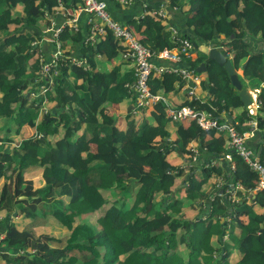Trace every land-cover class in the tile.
I'll return each instance as SVG.
<instances>
[{
  "label": "trees",
  "instance_id": "16d2710c",
  "mask_svg": "<svg viewBox=\"0 0 264 264\" xmlns=\"http://www.w3.org/2000/svg\"><path fill=\"white\" fill-rule=\"evenodd\" d=\"M83 1L0 0V212H7L0 218V260L167 264L174 256L181 260L178 264H264V189L254 190L257 174L236 154L234 164L221 158L228 145L224 135L194 121L187 125L172 120L164 100L153 105L150 121L137 122L136 97L127 86L134 80L132 70H123V64L108 70L97 67L96 57L111 61L120 52L111 32L91 44L85 41L87 26L74 31L64 25L55 37L63 50L52 69L57 73L51 84L44 78L45 89L40 90L37 54L44 49L32 43L40 42L51 25L45 13L58 24L57 7L67 18ZM165 1L186 12L189 31L181 34L193 43L222 46L234 68L249 56L243 76L264 82V55L248 53L242 40L245 26L252 36L264 39V0ZM163 21L147 13L130 24L138 39L158 53L173 46ZM231 35L234 39L228 40ZM196 52L195 58L182 55L181 64L196 70L204 63L203 87L210 100L201 103L187 97L183 106L205 108L217 118L233 108L245 109L224 67ZM76 53L87 69L72 62ZM169 76L178 78L152 76L151 93L162 95ZM256 88L260 113L254 118L262 129L264 86ZM49 95L55 104L51 107L45 102ZM124 100L129 101L126 127L106 113L107 107ZM246 112L242 120L250 118ZM192 141L195 148L188 149ZM26 143L35 145L34 155L25 150ZM174 151L185 157L179 159ZM200 152L215 160L198 166ZM173 153L177 159L168 160ZM260 161L264 163V145ZM35 165L49 170L42 186L27 172ZM226 189L233 195H225ZM213 203L220 211L217 220L209 222L206 216ZM198 207L199 215L183 210ZM14 209L26 226L7 217ZM226 209L231 212L224 216ZM52 226L64 231L55 235L47 228Z\"/></svg>",
  "mask_w": 264,
  "mask_h": 264
},
{
  "label": "built area",
  "instance_id": "2783aa9c",
  "mask_svg": "<svg viewBox=\"0 0 264 264\" xmlns=\"http://www.w3.org/2000/svg\"><path fill=\"white\" fill-rule=\"evenodd\" d=\"M122 6H130L134 0H113ZM144 14L149 13L161 16L163 13L160 10L151 9L147 4L143 5ZM45 19L51 20V25L45 29L44 33L52 42H54L53 51L45 56L43 52L39 51L37 56L41 62L39 70V78L37 83H40V90L45 89V84H42L44 78H50L51 84L57 71L53 68L56 67L57 61L62 55V47L55 41L56 35L61 31L64 25H67L74 31L82 29V26H87L88 30L85 35V41L91 44L97 41V38L103 37L106 32H111L114 39L117 41V46L120 50L123 59L132 64V73L134 80L127 83L129 91L136 97V109L141 111L143 108L153 105L158 100H164L165 97L158 94L151 93L150 80L152 76H162L164 74L175 75L183 83L188 84L186 90L189 98H196L195 90L196 85L200 82L201 78L195 69H191L181 64L182 55H190L195 51L194 43L186 36L181 34L176 28H169L170 40L173 44L170 48H164L162 51L155 53L145 46L136 36L133 31L124 25L119 24L111 15L108 10L106 0H84L83 4L74 9L70 17H67L63 23H56V21L45 13ZM40 42H33L32 44L38 45ZM226 55V54H225ZM167 60L172 62L168 67H164L157 62V60ZM72 62L77 66H82L84 69L88 68L87 63L83 59L78 60L72 58ZM50 87V86H49ZM250 93L251 103L245 105L246 113L250 117L245 129L238 130L236 125L230 124L228 121L216 118L210 112H203L192 106H182L178 108L166 107L167 116L175 121H185L192 119L199 127L205 130H214L217 133H227V143L230 151L226 153L224 158L231 161L232 155L236 154L241 158L248 167L257 174L256 185L254 190L264 189V163L256 156V148L250 147L246 139L254 136L255 132H260L264 140V128H259L254 116L257 115L259 109L258 101V88H253ZM196 158V157H194ZM193 158V159H194ZM220 180H218V184ZM234 188V185H231ZM225 195H233L230 189H226Z\"/></svg>",
  "mask_w": 264,
  "mask_h": 264
},
{
  "label": "crops",
  "instance_id": "0c3cea01",
  "mask_svg": "<svg viewBox=\"0 0 264 264\" xmlns=\"http://www.w3.org/2000/svg\"><path fill=\"white\" fill-rule=\"evenodd\" d=\"M108 7L110 9V12L112 14V17L119 23L122 24L124 26L129 27L132 30V26H131V22L134 20H138L140 19V16L142 14H144L143 12V5L147 4L151 9H155V10H160L163 15L161 18L164 19V21L162 22L164 25H166V27L169 29L171 27L176 28L180 33H183L182 31H189L188 26L185 23V14L186 12H183V10L179 9V7L174 4V3H168L165 0H134V2L130 5V6H122L119 5L117 3H115L112 0H108ZM61 6L56 8V13H55V17L57 19V21L59 23H63L66 20V15L64 14V11L61 10ZM147 14V13H146ZM149 14V13H148ZM45 31V30H44ZM133 31V30H132ZM134 33V31H133ZM220 38L223 36H219ZM51 38H49L47 35H45V33L43 34V39L40 41L42 48L44 49V51H42L44 53V55L48 56L52 51H53V47L51 46ZM264 44V43H262ZM168 46L166 45V48ZM75 56H73V58L81 60L82 57L79 55V53L74 54ZM103 57V56H100ZM192 58L196 57V50L191 54ZM247 59V58H246ZM244 59V61L246 60ZM243 61V62H244ZM157 62L159 64H161L164 67H168L172 64V62L167 61V60H157ZM242 62V63H243ZM101 63V66H100ZM99 64H97L98 69L100 70H108L110 67H112L114 64L117 65H124L123 70L126 69H131L132 70V64L129 61H126L125 59L122 58L121 53L119 52V54L116 56V58H114L113 61H109L108 59L104 58L102 61H100ZM111 63V64H110ZM242 63L240 64V67H238L236 69V72L238 73V75L242 78V86L244 87V84L246 83L247 85V90L251 91L253 88L259 87L260 85L264 86V82H260L261 84L257 85L255 83H257L256 80H250L247 79L243 76V70H242ZM108 64V66L106 65ZM204 64V63H203ZM205 66V65H204ZM197 71V69H196ZM201 80L200 82L196 85V90H195V96L196 98L201 102V103H206L208 102V92L205 90V88L203 87V83L206 79V73L204 72H198ZM31 87V86H29ZM246 87V86H245ZM188 88V84L187 83H183L182 81H180L179 78H173L172 76H169L166 79V84H165V89L164 92H161L159 94H162V96L165 97V100L167 102V105L169 108H178L180 106H183L184 103L187 100V93L186 90ZM259 89V88H258ZM105 93V92H104ZM129 105V101L128 100H124L122 102H120L118 105H115V110H110L109 112L106 111V113L108 114H113L115 116H117V120L118 123H120L122 126L125 125L126 123V108ZM111 106L107 107L110 108ZM203 107V106H202ZM152 108L151 106L147 107L145 110H141V111H137L135 112V116L134 118L137 120V122H140L141 119L145 118L148 121L151 120V112H152ZM200 110H202L203 112H206L207 110L205 108H199ZM209 112V111H208ZM244 112V108L242 107H237V108H233L229 111V117L230 120L235 121V125L239 126L241 128V130L245 129L248 123V120H242L240 119L238 121L237 118H234V114H238V116L242 117V113ZM211 113V112H210ZM260 112H258L257 114H259ZM212 114V113H211ZM213 115V114H212ZM261 115H263V113H261ZM222 116L225 117V113L222 114ZM217 118V117H216ZM221 119V118H220ZM227 121L226 119H222ZM192 119L189 120H185V121H178V122H183L187 125H189L190 122H192ZM193 125V124H192ZM28 132V130H26V133ZM220 133L216 132V135H218ZM176 135H172V139H175ZM247 144L252 147V148H258L259 146L264 145V141L260 135V132H255L254 136L248 137L246 139ZM196 142L192 141L189 145H188V149L189 148H195ZM225 156V155H224ZM180 158H184V154L183 155H179ZM222 159H224L223 156H221ZM215 160V157L210 156L207 153L204 152H200L198 154V159L196 161V164L198 166H201L202 164H206L208 161H212ZM219 160H217L216 162H218ZM234 164V163H233ZM30 170V169H29ZM29 170L27 171L29 173ZM31 175V178L35 181L36 179L33 178L32 174L29 173ZM43 176H42V184H38L37 181H35L38 186L43 185ZM213 180H210V182H212ZM1 184V182H0ZM256 185V181L254 182V186ZM247 194V193H246ZM254 210L256 212H261V208L254 206ZM20 219H23L21 216L19 217V215H17L14 220L15 221H19ZM13 220V219H12ZM24 220V219H23ZM25 221V225L26 226V220ZM23 226V227H24ZM55 227L57 226H52V227H47L49 229V231L55 235H59V233H61L62 231H64L63 229H61L60 227H57L55 229ZM22 228V227H21ZM55 229V230H53ZM62 230L59 233L57 232L58 230Z\"/></svg>",
  "mask_w": 264,
  "mask_h": 264
},
{
  "label": "rangeland",
  "instance_id": "374dc122",
  "mask_svg": "<svg viewBox=\"0 0 264 264\" xmlns=\"http://www.w3.org/2000/svg\"><path fill=\"white\" fill-rule=\"evenodd\" d=\"M122 25V24H121ZM101 40V37L100 38H97V41L96 42H99ZM196 55H197V52H196ZM198 56H200L199 54H198ZM105 57L103 56V57H96L95 58V60H96V63L97 64H99L100 63V61H102L103 59H104ZM111 61H113V60H111ZM111 64V63H110ZM107 66H108V64H106ZM100 66H101V63H100ZM240 70H241V67H240ZM255 84H257V85H259V84H261V83H259V82H257V83H255ZM246 86V87H245ZM233 87V86H232ZM244 87L245 88H247V85H246V83L244 84ZM234 88V87H233ZM235 89V88H234ZM236 90V89H235ZM237 91V90H236ZM238 92V91H237ZM48 94H51V90H49V93ZM51 95H49L48 96V99H49V102L48 101H46L47 100V96H46V98H45V102H46V106L47 107H51V106H53V105H55L54 103H52L51 102V100H50V97ZM209 100H210V97L208 96V102H209ZM208 102H206V103H208ZM146 108H143L142 109V111L143 110H145ZM106 110H107V112H109L110 110H115V108H112V107H110V108H106ZM53 111H55V110H53ZM259 112V109L257 110V113ZM222 116V115H221ZM234 118H237L238 119V121L240 120V119H242V117H240V116H238V114H234ZM221 119H226L230 124H232V125H235V121H233V120H230V117H229V113H225V117L224 116H222V117H220ZM1 123V122H0ZM124 127H126L125 125H124ZM220 134H222V135H224L226 138H227V133L226 132H221ZM40 136V135H39ZM27 137H25V139H26ZM24 140V139H23ZM35 145L34 144H31V143H26L25 144V150L30 154V155H34V153H35ZM231 149H230V147L227 145V147H224V152H223V155H226V153L227 152H229ZM175 153H177L176 151H174ZM175 153H173V154H170L169 156H167V159L168 160H175V159H177V155L175 154ZM178 154V153H177ZM179 155V154H178ZM179 159H183V158H180V157H178ZM196 158H194V160H195ZM198 159V158H197ZM197 159H196V161H197ZM232 160V164H233V159H231ZM143 171H147V168L146 167H144L143 168ZM29 173H31L32 174V176H33V178L34 179H36L35 181H37V183L39 184H42V176L43 175H46V174H49V170H45V167H41V166H38V165H35L33 168H30V170H29ZM113 178V177H112ZM180 180V179H179ZM179 180L177 181V182H179ZM1 182V181H0ZM1 185V184H0ZM42 186V185H41ZM222 203L224 204V202L222 201ZM183 210H185L187 213H189L190 215H194V213L196 214V215H199V210H201L199 207L196 209V210H193V209H189V208H186V209H183ZM179 211H182V210H179ZM219 211H220V209H219V207H218V205L216 204V203H213L212 204V206H211V214H209V215H207L206 216V218L208 217V221L209 222H215L216 220H217V214L219 213ZM18 210L17 209H14V211L10 214V216H7L10 220H12L13 222H16V223H18V225L20 226V227H23L24 225H25V221L23 220V219H20L18 222L17 221H15L14 220V218L18 215ZM231 211H230V209H226L225 210V212H224V216H227L229 213H230ZM6 215H7V212L6 211H1L0 212V218H2V217H6ZM205 218V219H206ZM204 219V220H205ZM201 220V219H200ZM203 220V222H205ZM207 221V222H208ZM197 223V222H196ZM1 229H3V226H2V224H0V230ZM53 230H55V229H53ZM60 231H62L61 229L60 230H58L57 232L59 233ZM3 236V234H1L0 233V238ZM1 247H2V243L0 242V250H1ZM0 263L1 264H4V261L3 260H0ZM165 263H167V264H178V263H181V260L180 259H178V257H168L167 259H166V262ZM89 264H93V263H89Z\"/></svg>",
  "mask_w": 264,
  "mask_h": 264
},
{
  "label": "water",
  "instance_id": "95a60500",
  "mask_svg": "<svg viewBox=\"0 0 264 264\" xmlns=\"http://www.w3.org/2000/svg\"><path fill=\"white\" fill-rule=\"evenodd\" d=\"M246 35L242 38L243 43L246 46V50L248 53L252 55L260 54L264 51V40L263 39H257L256 37L252 36L248 29L245 30ZM229 42V41H227ZM194 46L196 47L195 50H198L205 54L209 59H213L216 63L222 65L227 72L229 79L231 81V85L238 91V95L240 98V101L242 104L248 105L251 103L250 99V93L248 90L242 86V83L238 77V74L236 72V69L232 65V62L230 59L227 58V56L222 52V46L220 47L217 43H194ZM249 60V56L246 59L244 63H242V70L245 68L247 61ZM198 72H204L205 66L203 63H201L197 67ZM262 146H259L256 149V156L258 159H260ZM234 182V179L232 180Z\"/></svg>",
  "mask_w": 264,
  "mask_h": 264
},
{
  "label": "flooded vegetation",
  "instance_id": "af4514ba",
  "mask_svg": "<svg viewBox=\"0 0 264 264\" xmlns=\"http://www.w3.org/2000/svg\"><path fill=\"white\" fill-rule=\"evenodd\" d=\"M244 26H245V24L242 25V27H244ZM235 29H237V30L239 31V29H238L237 27H235ZM243 29H244V31H245V29H247L246 26H245V28H243ZM258 36H260V35L258 34L257 37H258ZM254 37H256V36H254ZM232 38L234 39V35H231L230 38H229L228 40H232ZM262 38H263V37H262ZM263 40H264V39H263ZM261 54L264 55V51L261 52ZM231 56H232V55H231ZM231 56H229V57H231ZM228 59H229V58H228ZM232 65H233V64H232ZM235 69H237V68H235ZM237 74H238V73H237ZM238 77H239V75H238Z\"/></svg>",
  "mask_w": 264,
  "mask_h": 264
},
{
  "label": "clouds",
  "instance_id": "9594fccd",
  "mask_svg": "<svg viewBox=\"0 0 264 264\" xmlns=\"http://www.w3.org/2000/svg\"><path fill=\"white\" fill-rule=\"evenodd\" d=\"M246 111V109H244Z\"/></svg>",
  "mask_w": 264,
  "mask_h": 264
}]
</instances>
